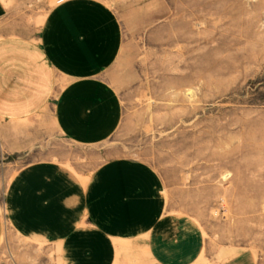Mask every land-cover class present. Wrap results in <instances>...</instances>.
<instances>
[{"label":"crops","instance_id":"0c3cea01","mask_svg":"<svg viewBox=\"0 0 264 264\" xmlns=\"http://www.w3.org/2000/svg\"><path fill=\"white\" fill-rule=\"evenodd\" d=\"M125 1L0 0V253L48 246L64 264H264L253 247L213 250L227 225L218 215L250 222L262 207L215 208L216 192L236 188L191 174L202 159L170 156L167 142L164 168L128 155L94 164V148L126 121L113 70L142 37L141 8Z\"/></svg>","mask_w":264,"mask_h":264},{"label":"rangeland","instance_id":"374dc122","mask_svg":"<svg viewBox=\"0 0 264 264\" xmlns=\"http://www.w3.org/2000/svg\"><path fill=\"white\" fill-rule=\"evenodd\" d=\"M132 4L141 8L140 47L113 70L126 121L120 132L94 148V164L128 155L164 168L167 142L170 156L173 151L174 157L202 159L201 165L190 166L191 174L198 168L205 185L223 188L231 182L236 188L232 197L216 192L215 208H237L241 216L246 207H262L250 222H231L230 212L218 215L217 221L227 225L221 237L215 233L221 246L213 250L253 247L264 254V0L121 3ZM163 23L167 27L155 35L153 29ZM20 164L15 161L13 168ZM5 169L0 164V182ZM230 223L236 239L230 237ZM235 241L238 245L229 246ZM11 254L4 249L0 264H64L48 246L24 252L17 247Z\"/></svg>","mask_w":264,"mask_h":264}]
</instances>
